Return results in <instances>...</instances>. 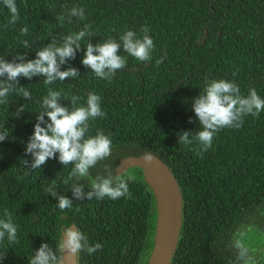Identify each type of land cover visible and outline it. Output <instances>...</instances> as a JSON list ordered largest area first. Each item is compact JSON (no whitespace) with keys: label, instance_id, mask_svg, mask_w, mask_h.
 <instances>
[{"label":"trees","instance_id":"trees-1","mask_svg":"<svg viewBox=\"0 0 264 264\" xmlns=\"http://www.w3.org/2000/svg\"><path fill=\"white\" fill-rule=\"evenodd\" d=\"M16 4L20 19L8 24L10 12L0 0V58L11 60L21 52L34 59L38 48L53 39L62 42L63 36L85 24H91L93 44L110 37L118 40L129 29L139 36L146 25L154 49L152 60L141 62L121 48L127 64L108 81L82 65L86 37L75 59L61 68L71 65L79 69V77L51 85H45L42 76L21 77L20 86L27 87L32 98L12 93L0 104V125L10 132L0 142V219L7 209L18 236L15 243L9 244L7 236L0 242V257L5 255L0 264H28L42 242L56 250L64 228L73 225L90 245H103L91 255L77 254L78 264H140L145 250L152 248L155 199L139 167L127 170L135 177L128 184L130 198L73 200L71 208L61 211L58 201L43 190L55 181L58 194L71 197L63 180L73 166L62 165L58 158L49 159L41 169L25 166V159L31 161L25 155L26 142L49 87L60 91L61 103L69 107L71 96L80 97V105L95 92L105 115L89 122L87 135L101 130L110 136L112 147L142 146L170 167L184 209L170 264H264V240L253 238L252 247L237 242L246 230L254 235L264 232V111L245 116L239 129H221L202 155L197 154L195 141L178 143L181 130L192 131L190 138L200 130L192 99L203 91L206 78L231 80L245 96L254 88L264 99V0H16ZM74 6L84 8L86 19L72 17L69 23L66 18L61 24L57 17H67ZM25 25L27 36L20 33ZM25 40L30 48L24 47ZM21 104L24 111L16 116ZM81 183L89 190L88 179Z\"/></svg>","mask_w":264,"mask_h":264},{"label":"clouds","instance_id":"clouds-1","mask_svg":"<svg viewBox=\"0 0 264 264\" xmlns=\"http://www.w3.org/2000/svg\"><path fill=\"white\" fill-rule=\"evenodd\" d=\"M2 2L10 12L8 24H15L20 19L16 0ZM72 17L85 20L84 8L74 6L67 13V17L59 15L57 19L62 24L67 18L71 23ZM90 29L91 24H85L81 30L63 36L60 43L55 39L51 40L36 50L34 59H26L25 54L21 52L11 60L0 58V104L7 103V97L12 93L26 100L32 98L28 88L20 86L21 77L31 80L34 76H42L45 85H51L57 80L65 81L66 78L79 77V69L71 65L64 70L61 68L70 59H75L77 51L81 49V42L86 37L89 41L85 46L81 63L98 78L111 81L114 74L126 66L127 57L119 54L121 48L141 62L152 60L154 40L149 34L148 26H142V34L139 36L129 29L118 40L110 37L95 44L91 42L93 33ZM20 33L27 36L28 26L22 27ZM22 43L26 48L31 47L27 40ZM166 55L167 53H164L157 59L156 64L162 63ZM62 98L64 97L60 91L48 88L41 101V111L36 116L34 131L26 142L25 155H30L31 161L25 159L24 163L29 169H41L49 159L57 158L62 165L73 166L68 177L63 180L64 184L70 186L71 197L58 194L55 181L44 188V194L55 198L61 211L71 208L73 200L130 198L128 184L135 180L134 176L125 177L106 169V175L98 174L94 179H89L90 169L99 161L110 157L112 150V140L103 131L97 130L95 135H87L89 122L105 115L101 109V97L95 92H89L86 103L78 105L80 97L73 95L69 99L71 107L62 104ZM192 109L199 121L200 130L196 131L192 138H190L192 131L181 130L178 133V143L191 145L195 141L199 145L197 154L202 155L212 147L213 139L221 129H239L243 126L245 116H258L264 111V99L254 88L245 96L241 94L239 86L231 80L206 78L203 91L192 99ZM23 111L24 105L21 104L15 115L19 116ZM9 135V129L5 125H0V142L8 139ZM154 158V153L148 149L144 150L142 159L146 163H150ZM85 179L89 182L87 191L81 183ZM3 216L4 218L0 219V242L7 236L9 244L15 243L18 241L17 225L7 209L4 210ZM102 247L99 242L90 245L87 236L79 228L74 225L67 226L56 250L50 247L49 243L42 242L28 264H63L62 253L79 254L86 251L91 255ZM4 257L5 255L0 257V260Z\"/></svg>","mask_w":264,"mask_h":264},{"label":"water","instance_id":"water-1","mask_svg":"<svg viewBox=\"0 0 264 264\" xmlns=\"http://www.w3.org/2000/svg\"><path fill=\"white\" fill-rule=\"evenodd\" d=\"M142 146L112 147L111 156L99 161L90 172L96 177L109 168L114 174H121L130 167H139L155 199L156 219L154 244L150 250L148 264H170L179 238L183 216V197L178 181L164 159L156 152L155 158L146 163ZM63 234V232H62ZM61 234V240H62ZM63 264H78L77 254H61Z\"/></svg>","mask_w":264,"mask_h":264},{"label":"rangeland","instance_id":"rangeland-1","mask_svg":"<svg viewBox=\"0 0 264 264\" xmlns=\"http://www.w3.org/2000/svg\"><path fill=\"white\" fill-rule=\"evenodd\" d=\"M131 168V167H130ZM129 169V168H128ZM127 169V170H128ZM108 170H109V168H108ZM126 170V171H127ZM125 171V176H128L129 174H131L132 172H131V170H129V171H127L126 172ZM107 173L106 172H104V174L103 175H106ZM90 177L92 178V179H94L95 177L93 176V174L90 172ZM154 226H155V224H154ZM152 227H153V223H151V229H150V233H149V239H151L150 241H152L153 240V242H152V246H153V244H154V236H155V233H154V229H152ZM254 231V230H253ZM257 232V231H256ZM260 231H258V233L256 234V235H254V233L252 232L251 234H249V232L246 230V231H244V232H241L240 234H239V236H238V238H237V242L239 243V246L240 247H252V246H254V245H256V244H254L253 245V243H252V239L253 238H256V240H257V238L259 237V239L261 240V241H263L264 240V232H260ZM254 235V236H253ZM244 239H246V241H243ZM150 252V249H146L145 250V252L143 253V255H142V257H141V260H140V264H148V256H149V253ZM147 257V258H146ZM145 259H146V262H145Z\"/></svg>","mask_w":264,"mask_h":264}]
</instances>
